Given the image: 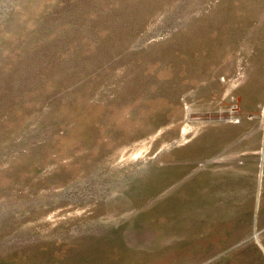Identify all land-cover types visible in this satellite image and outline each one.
I'll return each instance as SVG.
<instances>
[{
    "label": "rangeland",
    "instance_id": "rangeland-1",
    "mask_svg": "<svg viewBox=\"0 0 264 264\" xmlns=\"http://www.w3.org/2000/svg\"><path fill=\"white\" fill-rule=\"evenodd\" d=\"M0 264H264V0H0Z\"/></svg>",
    "mask_w": 264,
    "mask_h": 264
}]
</instances>
